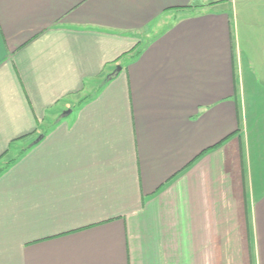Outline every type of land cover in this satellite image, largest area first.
I'll use <instances>...</instances> for the list:
<instances>
[{"label":"crops","instance_id":"1","mask_svg":"<svg viewBox=\"0 0 264 264\" xmlns=\"http://www.w3.org/2000/svg\"><path fill=\"white\" fill-rule=\"evenodd\" d=\"M234 4L0 0V264H264Z\"/></svg>","mask_w":264,"mask_h":264},{"label":"rangeland","instance_id":"2","mask_svg":"<svg viewBox=\"0 0 264 264\" xmlns=\"http://www.w3.org/2000/svg\"><path fill=\"white\" fill-rule=\"evenodd\" d=\"M232 1L236 9V50L242 59V100L248 120L251 162L261 176L264 175V1L261 4L251 0L248 6H243L242 0Z\"/></svg>","mask_w":264,"mask_h":264},{"label":"trees","instance_id":"3","mask_svg":"<svg viewBox=\"0 0 264 264\" xmlns=\"http://www.w3.org/2000/svg\"><path fill=\"white\" fill-rule=\"evenodd\" d=\"M140 49H138L136 51V55H138L140 53ZM133 59V53L128 56L127 58L124 59V62H128L130 60ZM102 83H103V79L100 80V82L96 85V89L94 90V92H92L91 94H87V95H84L81 99L78 100V103L77 104H74V106H78L80 105V103H82L83 101L87 100L88 98L92 97L94 95L95 92H97L99 90V88L102 86ZM54 124V122L52 123V125ZM51 125V126H52ZM45 133V132H44ZM44 133L40 134L41 137L44 135ZM39 136V135H38ZM34 141V140H33ZM32 141V142H33ZM31 142V144H28L26 145L25 148H22L18 153H16L14 156H10V154H1L0 155V173H2L6 168H8L19 156H21L25 150H27L30 145H32L33 143Z\"/></svg>","mask_w":264,"mask_h":264},{"label":"water","instance_id":"4","mask_svg":"<svg viewBox=\"0 0 264 264\" xmlns=\"http://www.w3.org/2000/svg\"><path fill=\"white\" fill-rule=\"evenodd\" d=\"M120 70H121V66H120V65H117V66L114 68V70H113L110 74L107 75L106 80H108V79L114 77V76H115ZM70 112H71V109L63 110V111L61 112V114L59 115V118H58V119H61V118H63V117H66ZM40 138H41V135H39V136H38V137H37L32 143L37 142Z\"/></svg>","mask_w":264,"mask_h":264}]
</instances>
